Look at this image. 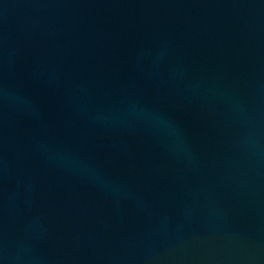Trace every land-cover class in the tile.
<instances>
[{
	"label": "water",
	"instance_id": "95a60500",
	"mask_svg": "<svg viewBox=\"0 0 264 264\" xmlns=\"http://www.w3.org/2000/svg\"><path fill=\"white\" fill-rule=\"evenodd\" d=\"M0 264H264V0H0Z\"/></svg>",
	"mask_w": 264,
	"mask_h": 264
}]
</instances>
